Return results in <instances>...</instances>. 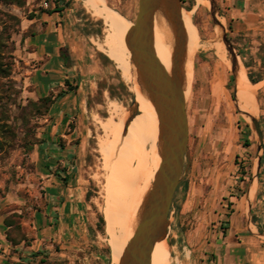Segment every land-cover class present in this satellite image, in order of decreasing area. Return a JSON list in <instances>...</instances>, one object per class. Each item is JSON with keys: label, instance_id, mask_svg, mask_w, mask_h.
Here are the masks:
<instances>
[{"label": "rangeland", "instance_id": "1", "mask_svg": "<svg viewBox=\"0 0 264 264\" xmlns=\"http://www.w3.org/2000/svg\"><path fill=\"white\" fill-rule=\"evenodd\" d=\"M138 1L105 0L104 6L134 22ZM180 1L186 34L188 156L164 239L169 249L168 264H215L220 250L235 253L237 258L242 248L252 246L243 238L256 230V223L264 232L258 205L250 210L244 196L246 207L242 210L236 199L246 191L258 156L264 157V35L255 37L253 30L249 33L243 29L229 13L228 0ZM86 3L70 0L56 22L67 38L63 47L71 59L70 67L98 59L96 90L82 94L84 107L71 117L65 133L52 135L56 122L50 111L52 104L39 99L54 97L60 90L66 93L69 88L65 83L66 88L50 93L43 89L37 70L39 60L31 54L36 46L28 38L35 33L32 19L52 8L54 0H25L22 5L0 2V29L6 38L3 61L10 71L0 75V264L18 262L20 254L26 256L42 248L47 253L30 258L27 264H114L112 238L119 236V230L107 218L106 204L109 165L115 155L107 160L100 146L102 139L114 136H109L102 122L112 116L114 104L127 113L125 124L140 111L138 101L133 103L135 92L117 64L99 49L96 41L103 39L105 24L88 11ZM186 25L197 48L187 40ZM224 37L236 54L235 69L232 63L227 68L218 55L220 44L231 54ZM239 65L248 77L258 79L256 86L248 82L257 110L254 115L243 110L234 96ZM76 81L77 75L72 84L77 93ZM153 115L154 128L147 125L144 152L159 148L156 109L150 117ZM251 115L260 123L262 145ZM54 149L60 152L54 153ZM136 163L134 160V166ZM63 166L70 176L67 183L55 174ZM57 186L60 190L69 188L71 198L80 205L81 214L71 226L46 224ZM7 220L11 227L5 224ZM7 232L18 245L11 244Z\"/></svg>", "mask_w": 264, "mask_h": 264}, {"label": "bare ground", "instance_id": "2", "mask_svg": "<svg viewBox=\"0 0 264 264\" xmlns=\"http://www.w3.org/2000/svg\"><path fill=\"white\" fill-rule=\"evenodd\" d=\"M86 1L88 11L101 18L105 24L103 39L96 41L99 49L117 64L122 77L139 98L137 106L140 113L132 117L124 131L122 130L126 122L127 113L121 112L117 104L112 106V116L102 122L104 130L109 136H114V138L105 141L102 139L103 142L100 140L102 142L100 146L103 156L107 160L113 156V153L115 155L109 165V194L106 214L107 218L119 230V236L117 235L116 239L112 238L113 262L114 264H119L124 249L132 238L137 226L144 197L161 164V155L158 147L151 151L149 150L150 152H144L143 148L147 125L154 128V115L150 116L155 107L141 85L136 67L132 61L131 51L127 46V36L134 24L118 11L105 7V0ZM154 22V49L156 55L165 68L171 70L174 39L172 28L161 11L156 13ZM186 28L187 31L189 26L186 25ZM187 40L191 41V35L188 31ZM191 42L197 48L198 44ZM218 55L227 68L231 66L232 55L227 52L223 44L218 46ZM249 81L246 70L239 65L236 71V97L239 106L254 115L257 110L248 88ZM115 117H118V120H115ZM153 136L154 133L152 138ZM147 137L149 138V136ZM134 160L137 161L135 166L133 164ZM133 166L134 168H132ZM168 258L169 249L165 239L157 241L153 248L151 264H168Z\"/></svg>", "mask_w": 264, "mask_h": 264}, {"label": "water", "instance_id": "3", "mask_svg": "<svg viewBox=\"0 0 264 264\" xmlns=\"http://www.w3.org/2000/svg\"><path fill=\"white\" fill-rule=\"evenodd\" d=\"M182 9L180 0H139L137 16L126 40L141 85L158 114L161 164L144 197L137 226L119 264H151L155 243L167 235L172 201L182 180L185 157L188 156L189 125L184 70L186 34ZM159 11L164 14L173 31L171 70H167L160 62L154 49V20ZM224 40L232 54V66L235 69L236 54L226 37ZM236 93L235 84V97ZM251 119L262 145L260 123L253 115ZM127 126L128 123L125 128Z\"/></svg>", "mask_w": 264, "mask_h": 264}, {"label": "crops", "instance_id": "4", "mask_svg": "<svg viewBox=\"0 0 264 264\" xmlns=\"http://www.w3.org/2000/svg\"><path fill=\"white\" fill-rule=\"evenodd\" d=\"M228 1L230 5L228 9L229 13L243 29L248 30L249 33L251 32L250 30H253L251 33H253L255 37L260 34L264 35V0ZM64 10L61 12H64ZM61 12L54 11L52 13H47L43 11L37 14V17L32 19V23L35 24V33L28 38V40L33 41L36 46L31 54H34L39 60V66L37 67L39 84L47 93H50L51 90L55 91L57 89H62V87L66 88V79H70L71 83L74 84L73 81L75 75H77V81L75 82V84L78 85L77 93L76 89H69L63 96L57 97L52 104L50 111L56 121L54 124L55 132L52 135H55L56 132L60 135L65 133L71 117L77 110H82L84 107L82 94L85 92L93 93L96 90L95 73L99 66L98 59L88 60L89 62L83 65H80L78 62L77 65H73L72 67H67L65 65V61L61 56V47L65 45L67 38L65 37L63 28L56 22ZM255 41L260 43L258 39H255ZM262 41H264L263 37ZM255 48L259 49V47ZM74 53L75 52H73V54ZM78 67L80 70L74 72ZM54 150L56 151L54 153L60 152L56 149ZM68 189L69 188H62L60 190L57 186L55 195L52 198L50 213L45 217L47 226H55L58 224L62 227L67 225L71 226L70 224L81 214L79 203L71 198ZM244 196L246 197V203L250 210H253V207L258 205L259 210L257 211V215L259 220L263 221L264 157L262 156H258L257 167L255 170L252 169L251 179L247 185L246 191L243 195L236 197L237 204L241 206L242 210L246 207V203L243 202ZM51 218L55 220L56 223H50L49 221H51ZM254 226L256 230H250L243 238V242L247 241L252 246L242 248L237 258L234 256L235 253L230 255L227 251L224 252V250H220L219 253L217 252L216 254L215 264H238L237 262H240V264H264V232L259 231L258 223Z\"/></svg>", "mask_w": 264, "mask_h": 264}, {"label": "trees", "instance_id": "5", "mask_svg": "<svg viewBox=\"0 0 264 264\" xmlns=\"http://www.w3.org/2000/svg\"><path fill=\"white\" fill-rule=\"evenodd\" d=\"M0 2L8 3V4L15 3V4H18V5H22V4L25 3V0H0ZM54 3L55 4H54V6L52 8H46V9L42 10V12L43 11L44 12H47V13H52L54 11H60L61 12L62 10H64L66 7H68L70 5V0H54ZM131 22L134 24L133 21H131ZM5 39L6 38L4 37L3 30L0 29V46H1V51H0V58H1L0 59V75L8 74L10 72L9 70H7L4 67V65H6V64L3 61V59L5 58V56H4V54H2V47L5 45ZM61 56L63 57L66 65H67V67H70L71 66V59L68 56V54H66L64 52V47H61ZM249 79L253 83V85L256 86V84H257L256 82L258 81V79H255V78H253L250 75H249ZM65 83L67 84V86H68L69 89H73L75 87L72 84H70L68 80H66ZM123 85L125 87V84H123ZM110 92H111V94H113V90L112 89H110ZM64 93H65V90H60V92H58V94L56 96L53 97L51 95H45V96H42L39 99V101H41V102L45 103L46 105H49L50 106L51 104H53L55 102V100H56L57 97L63 96ZM133 94L136 96V102H137L138 101V97H137V95L135 93H133ZM47 109H48V106H47ZM55 174L57 175L58 178L62 179L64 183H67L68 182V179L70 177L67 174V167L66 166H63V168L60 169V170H58L57 172L55 171ZM100 220L103 222L104 221V218L101 217ZM53 223H56L55 220H54ZM5 224L8 227H11V225H12L8 220L5 221ZM7 239L11 242V244L13 246H16V245L19 244V242L14 237H12V235L10 234V232H7ZM24 241L27 242L28 240L26 238H24ZM43 253H47L46 250H44V248L37 249V250H32L30 252V254H28L26 256H23L22 254H20L19 255V261L18 262H11L9 260H7V261H8V264H27V260H29L30 258H33V257H37L38 255H41Z\"/></svg>", "mask_w": 264, "mask_h": 264}, {"label": "built area", "instance_id": "6", "mask_svg": "<svg viewBox=\"0 0 264 264\" xmlns=\"http://www.w3.org/2000/svg\"><path fill=\"white\" fill-rule=\"evenodd\" d=\"M45 5H47V3L45 2Z\"/></svg>", "mask_w": 264, "mask_h": 264}]
</instances>
